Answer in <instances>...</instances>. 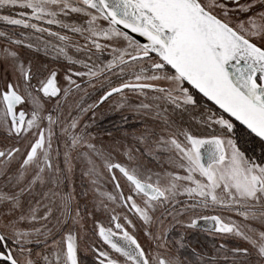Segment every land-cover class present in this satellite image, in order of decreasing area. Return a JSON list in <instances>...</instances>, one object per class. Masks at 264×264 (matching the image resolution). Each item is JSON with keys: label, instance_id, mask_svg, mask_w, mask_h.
<instances>
[{"label": "snow or ice", "instance_id": "obj_1", "mask_svg": "<svg viewBox=\"0 0 264 264\" xmlns=\"http://www.w3.org/2000/svg\"><path fill=\"white\" fill-rule=\"evenodd\" d=\"M3 10L20 31H0V264H264V0ZM109 102L142 127L89 131Z\"/></svg>", "mask_w": 264, "mask_h": 264}, {"label": "flooded vegetation", "instance_id": "obj_2", "mask_svg": "<svg viewBox=\"0 0 264 264\" xmlns=\"http://www.w3.org/2000/svg\"><path fill=\"white\" fill-rule=\"evenodd\" d=\"M0 14H9L8 10H3L0 11ZM47 26V25H45ZM54 30L55 29L54 27ZM0 31H7V32H19L20 29H13L12 26L7 25L6 23L0 21ZM46 39H51L49 37H47L45 35ZM78 39V38H73ZM0 46H2V41H0ZM25 54H30L28 52V50H25ZM70 54L75 55L74 51L70 50ZM77 82L79 83V80H77ZM86 91L88 92V95H85L84 92H80V93H74L72 95H70L66 102L64 103V112L65 114L68 113V111H71L73 114H76V106L77 105H83V106H87L88 104L93 103V101L96 98V94L93 91L92 88H87ZM130 96L134 95L129 93ZM112 102H109L108 104H105L100 111L97 113L96 115V123L92 125V127L89 129V131L93 132L94 134L97 133L100 129H107V130H114V126L119 125L122 128H128V125H135L137 128L142 127L139 121V118L135 117L133 114L125 112L124 115L128 116V121L127 124H125V122L121 119V113L119 110H112ZM91 112H87L85 113L83 116H81V121L82 124L81 126H83V123H91ZM129 131H132V128H128ZM101 139L100 136H97V143H99V140ZM55 147V145H54ZM120 157H118L119 159ZM63 159V157L61 156V160ZM74 164V182H75V187L77 190V196L79 197V193L83 190V189H90L91 188V184H90V179L88 177H83L82 176V170H86L87 168V163L84 160H79L76 159L73 161ZM98 184L99 187L102 191H113V185L112 183L108 180L107 174L103 175L99 180H98ZM116 208V211L119 212L121 215L124 214V212H127L126 209H124L123 211H121L119 205H115L113 206ZM130 219L135 220V217L132 216L131 212L127 213ZM98 216H100L102 222L105 224V226H108L107 223V217H105L103 214H98ZM89 227H92L91 221H89ZM131 231V229H129ZM136 235L138 236V238L140 239V242L142 244L145 243L144 241V237L142 235L141 232H137ZM190 239H193V241L195 242V240H199L204 244H208L210 245L211 240L209 239H205V233L203 231V225L201 227V229L197 230L192 237H190Z\"/></svg>", "mask_w": 264, "mask_h": 264}]
</instances>
